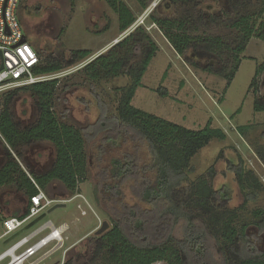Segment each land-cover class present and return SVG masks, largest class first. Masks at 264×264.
I'll return each mask as SVG.
<instances>
[{"label":"rangeland","instance_id":"374dc122","mask_svg":"<svg viewBox=\"0 0 264 264\" xmlns=\"http://www.w3.org/2000/svg\"><path fill=\"white\" fill-rule=\"evenodd\" d=\"M122 1L137 19L124 37L118 28V16L105 0H25L19 8V16L37 50L43 56L51 55V60L56 62L66 60L70 51L92 50L95 54L85 62L77 63L90 64L97 57L108 54L136 29H144L159 51L143 78V87L137 91L133 106L191 130H201L212 120L213 128L221 129L227 135L226 141H212L192 160L185 182L174 190V201H188L190 189L201 178L206 179L216 191L225 189L226 197L218 203L220 211H237V228L242 230L246 227V234L254 250L264 252V233L258 229L256 223L260 220L254 214L264 211V112L255 111L256 101L264 104V72L257 78V90L250 87L258 67L264 64V40L253 38L249 42L241 55L243 60L231 85L219 75H230L236 65L231 51L240 43V33L233 28V24L244 16L255 18L262 1L199 0L173 6L168 0H144L148 6L144 12L137 0ZM36 7H40V12L35 11ZM153 18L186 20L189 23L186 28L189 35L201 39L208 35L222 37L227 48L219 53L190 49L184 56H180L153 23ZM261 21H264V16L258 25ZM147 51V46L143 44L141 53L131 58L128 68L137 67ZM83 69L58 80L54 110L62 123L71 124L79 130L85 129L89 165L87 180L72 195L59 183L50 186L45 191L47 197L65 203L66 206L48 213L54 204L39 216L45 215L37 225L14 242L7 243L11 236L0 239V254L52 222L55 226L67 224L64 245L40 264H66L69 261L73 264H96L97 239L112 228L114 220L118 219L122 211V204L139 206L144 210L150 208L136 197L135 179L128 180L121 186V190H117L121 192L120 197L113 198L105 188L106 185L117 183L112 175L113 160L120 159L123 162L125 156L137 158L139 169L153 164L148 144H137L132 136L120 141L119 145H112L105 142L103 132L97 134L94 128L101 116V104L105 107L108 119L117 117L122 91L131 84V79L122 76L95 83L85 77ZM160 88L167 90L168 97L159 94ZM83 101L87 104H83ZM2 107L3 99L0 98V111ZM24 110L27 115H24ZM12 111L21 129L33 125L38 119L36 101L27 93H20L13 100ZM241 127L248 129L244 133L238 132ZM19 150L20 155L0 136V165L4 152L11 153L29 175H41L54 165L55 150L47 142ZM241 164L247 172L257 177L263 187L257 201L246 203L245 193L233 170ZM212 169L214 177H211ZM139 174L143 175V171ZM155 177V172H148L147 178L153 184ZM22 203H27V198L15 186L2 189L0 218L6 221L16 209L25 213L26 205ZM193 214L198 218L205 215L200 210ZM4 221L0 222V236L5 232ZM105 222L110 228L102 236H96ZM172 223H168V232L175 239L182 240L184 229L173 230ZM48 232L46 230L41 233L33 243ZM168 235H155L154 242L163 243ZM214 248L216 254H219V246L214 244ZM10 263L11 259H6L1 264Z\"/></svg>","mask_w":264,"mask_h":264},{"label":"trees","instance_id":"16d2710c","mask_svg":"<svg viewBox=\"0 0 264 264\" xmlns=\"http://www.w3.org/2000/svg\"><path fill=\"white\" fill-rule=\"evenodd\" d=\"M105 1L118 16L120 32H126L136 23V16L122 0ZM168 1L174 6L199 0ZM261 1V9L255 18L244 16L233 24V28L240 33V43L231 51L236 65L230 75L219 74L227 80L228 85L232 84L240 69L243 60L241 55L249 42L253 38L264 40V21L258 25L264 16V0ZM137 2L144 12L148 7L144 0ZM35 11L40 12V7H36ZM152 20L180 56H184L190 49L219 53L227 48L222 37L208 35L201 39L189 35L186 32L189 25L186 20ZM134 32L108 54L97 57L83 69L85 77L95 83L122 76L130 77L131 84L123 89L119 100L117 117L108 119L105 107L100 103L101 116L94 128L97 134L103 132L105 142L112 145H119L120 141L132 136L137 144H148L153 160L152 165L142 169L138 167V159L131 156H125L123 162L120 159L113 160L112 175L117 183L113 186L106 185V192L111 193L113 198L120 197L121 192L117 190L128 180L135 179L136 197L146 202L150 208L144 210L139 206L122 204V211L118 214V219L114 220L112 228L97 239L96 264H264V252L254 250L253 243L246 234V227L242 230L237 228V211H220L218 203L226 197L225 189L216 191L206 179L201 178L190 189L188 201H174V190L185 182L192 160L212 141H226L227 135L223 130L213 128L212 120L201 130H191L133 106L137 91L143 87V78L159 51L144 29L139 28ZM143 44L148 51L142 62L137 67L128 68L131 58L141 53ZM39 54L42 64L37 73L50 74L87 60L95 53L92 50L70 51L67 59L62 62L53 61L51 55L43 56L40 51ZM263 72L264 64L258 67L251 88L258 86L257 78ZM58 84V80L39 83L16 89L1 97L3 107L0 111V134L13 151L18 153L20 148H28L39 142H47L55 150L53 167L41 175H29L11 153L4 152L0 165V191L15 186L27 198V203H22L23 206L26 205L25 213L16 209L11 218L24 219L28 216L31 200L39 194L36 185L45 192L50 186L59 183L72 195L87 180L89 165L85 149V129L79 130L60 121L54 110ZM158 92L161 96L168 97L165 88H160ZM20 93H27L35 99L38 109L37 121L24 129L15 122L12 111L13 100ZM82 103L87 104L85 101ZM255 111L264 112L261 101H256ZM23 113L27 115L26 110ZM247 129L248 127H241L238 132L244 133ZM141 170L143 175L139 174ZM233 170L245 193L246 203L257 201L263 188L257 177L252 172H247L242 164ZM149 171L155 172L154 184L147 178ZM214 175L212 169L211 177ZM196 210L203 211L205 215L202 218L194 216L193 212ZM254 214L260 220L256 223L258 229L264 233V211ZM3 221L0 218V222ZM170 221L173 222V230L184 229L182 240L175 239L168 232ZM158 234L169 235L165 242L155 243L154 236ZM214 244L219 246L220 256H217ZM66 264L73 263L69 261Z\"/></svg>","mask_w":264,"mask_h":264},{"label":"built area","instance_id":"2783aa9c","mask_svg":"<svg viewBox=\"0 0 264 264\" xmlns=\"http://www.w3.org/2000/svg\"><path fill=\"white\" fill-rule=\"evenodd\" d=\"M22 1L0 0V53L2 55L0 56V98L16 89L59 80L89 65L84 63V61L68 70L63 69L55 73L38 74L37 70L41 67L42 60L39 51L30 41L20 19L19 8ZM24 39H26L25 42ZM2 66L3 68L1 69ZM32 181L34 182L33 179ZM36 187L39 190V194L32 198V206L29 209L28 216L24 219L9 218L4 221L5 232L0 236V239L14 236L37 219L44 211L54 204L61 203L48 198L44 191L37 185ZM46 230L49 232L33 243ZM67 230V224L60 226H55L52 222L45 224L27 237L17 241L8 251L0 254V259L6 256L0 261V264L6 259H11V263H13L14 257L17 261H20V264H40L61 250ZM14 249L13 254L7 256ZM22 249L24 251L19 253Z\"/></svg>","mask_w":264,"mask_h":264},{"label":"water","instance_id":"95a60500","mask_svg":"<svg viewBox=\"0 0 264 264\" xmlns=\"http://www.w3.org/2000/svg\"><path fill=\"white\" fill-rule=\"evenodd\" d=\"M25 41H26V39H24V42H25ZM0 56H2L1 53H0ZM2 68H3V66L1 67V69H2ZM65 206H66L65 203H58V204L54 205V206L48 211V213H51V212H53L54 210H56V209H58V208H63V207H65ZM44 217H45V215L42 216V217H39V218L35 219L32 223H30L29 225H27L26 227H24L21 231H19L18 233H16L14 236L10 237V238L8 239V242H7V243H11V242H13V241L16 240L20 235H22V234L26 233L27 231H29L30 229H32V228H33L35 225H37V224H38V223H39ZM109 228H110V225H109L107 222H105V223L103 224V226L101 227V229L97 231L96 236H102L104 233H106V231H108ZM11 264H13V263H11Z\"/></svg>","mask_w":264,"mask_h":264},{"label":"bare ground","instance_id":"6f19581e","mask_svg":"<svg viewBox=\"0 0 264 264\" xmlns=\"http://www.w3.org/2000/svg\"><path fill=\"white\" fill-rule=\"evenodd\" d=\"M14 251H15V249H14V250H11V251L7 254V256L12 255ZM4 257H6V256H4ZM4 257H3V258H4ZM3 258H1L0 261H1ZM13 259H14L13 264H20V263H19L20 261H17V259H16L15 257H14Z\"/></svg>","mask_w":264,"mask_h":264},{"label":"flooded vegetation","instance_id":"af4514ba","mask_svg":"<svg viewBox=\"0 0 264 264\" xmlns=\"http://www.w3.org/2000/svg\"><path fill=\"white\" fill-rule=\"evenodd\" d=\"M156 6V5H155ZM148 13H149V10H148ZM131 29V28H130ZM129 29V30H130ZM129 30H127L126 32H123V35H122V37H124L126 34H127V32L129 31ZM50 170V169H49ZM49 170H47L46 172H44V173H47Z\"/></svg>","mask_w":264,"mask_h":264}]
</instances>
